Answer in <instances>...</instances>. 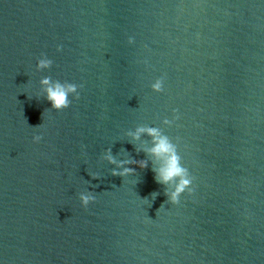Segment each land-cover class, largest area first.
<instances>
[{"label": "water", "instance_id": "water-1", "mask_svg": "<svg viewBox=\"0 0 264 264\" xmlns=\"http://www.w3.org/2000/svg\"><path fill=\"white\" fill-rule=\"evenodd\" d=\"M0 264H264V0H0Z\"/></svg>", "mask_w": 264, "mask_h": 264}]
</instances>
